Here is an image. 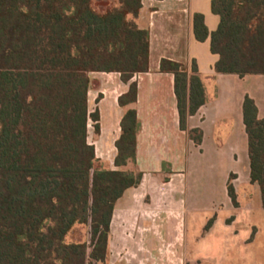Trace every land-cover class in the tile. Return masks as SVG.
I'll return each instance as SVG.
<instances>
[{"label": "trees", "instance_id": "1", "mask_svg": "<svg viewBox=\"0 0 264 264\" xmlns=\"http://www.w3.org/2000/svg\"><path fill=\"white\" fill-rule=\"evenodd\" d=\"M0 0V264H96L107 254L117 200L137 186L140 120L134 106L121 118L117 169L102 166L88 141L94 72H118L128 84L118 102L137 101L135 73L149 69V32L138 25L142 0ZM219 22L209 31L193 14L198 41L210 40L216 73L264 74V0H211ZM174 77L179 126L200 144L187 118L206 102L196 61L190 70L163 58ZM250 181L264 207V118L246 95L242 104ZM131 166V168H127ZM227 193L236 203L231 184ZM208 220L205 229L212 223ZM77 227L83 237L70 239Z\"/></svg>", "mask_w": 264, "mask_h": 264}, {"label": "crops", "instance_id": "2", "mask_svg": "<svg viewBox=\"0 0 264 264\" xmlns=\"http://www.w3.org/2000/svg\"><path fill=\"white\" fill-rule=\"evenodd\" d=\"M196 12L203 14L209 31L216 29L219 17L211 10V0H142L138 25L149 32V69L131 78L137 82L135 104L119 105V96L128 89L120 73H93L118 75V79L105 81L108 88H113L110 93L120 88L117 95L104 93L112 121L120 112L113 138L112 166L108 167L119 168L114 159L120 122L124 111L134 106L141 124L134 169L142 172L140 183L127 188L117 200L110 221L107 254L96 264H264V207L259 185L250 181L248 138L242 111L244 97L248 95L256 103L258 116L264 118V74L240 77L233 73H216L214 64L218 55L210 51L209 38L198 41L194 36L193 14ZM163 58L181 63L187 71L191 61H196L205 86L206 102L188 116L187 127L202 131L200 144L190 138L187 130L180 129L173 74L159 69ZM90 77L94 81L92 75ZM91 89L92 86L88 91V111L98 110L99 131L95 133L100 135L103 115L100 107L89 109ZM100 92L98 101L103 94ZM95 155L98 161L103 160L96 147ZM165 165L170 169L162 176ZM146 170L163 178L160 182L167 186L166 195L159 198L163 209L158 215L148 213L141 203L138 208L133 202H127L139 193L143 176L150 174ZM230 174L236 203L227 193ZM196 189L214 196L210 204L195 198ZM149 192L158 193L156 189ZM218 194L222 197L216 203ZM217 210L225 214L222 217L215 214L211 225L205 229L208 217L201 218V215ZM117 211L122 217L120 224L125 222L128 226L124 230L127 248L119 251L112 248ZM132 212H136L135 216L130 217ZM133 241L143 243L144 247L130 248ZM157 242H165L166 248L156 245Z\"/></svg>", "mask_w": 264, "mask_h": 264}, {"label": "rangeland", "instance_id": "3", "mask_svg": "<svg viewBox=\"0 0 264 264\" xmlns=\"http://www.w3.org/2000/svg\"><path fill=\"white\" fill-rule=\"evenodd\" d=\"M109 0H95V4L97 8L103 9L105 7V5ZM92 77L94 78V81L92 83V89L89 92V109L90 111H93L94 109L100 107L101 111H102V115L103 117L101 118V134L97 135L94 131V122L92 119H90L88 121V141L90 143H92L93 145H95L96 149H97V153L99 155V157L103 160H100L98 163H100L102 166L108 167V166H112V162L111 159L113 158L114 155V146H113V138L114 135L116 134V129H117V124H116V120L118 118V115L120 112H117L114 118V120L112 121L111 119V115L109 113V104L106 101V99L104 98V93L105 95H117V93L120 91V88H117L115 90V93L112 92H108L110 89L113 88H108L107 83L105 84V81L109 80V79H114L115 77L117 78V76L113 75H106V74H91ZM134 76V75H133ZM132 76V77H133ZM118 79V78H117ZM100 91L103 92L102 94V98L98 101L97 100V96L98 93H101ZM109 136V137H108ZM145 165V164H144ZM146 167V165L144 166V168ZM127 168H131V166L129 165V167ZM170 168L165 165L164 167V171L162 176L167 175L168 170ZM146 172H149L150 174H147L146 176H143V180L139 186V189L137 191H139V193H137L134 196H131L127 202H133L134 203V207H140V203L143 204L147 210L148 213H151V215L155 214L158 215L159 213L162 212V205L160 204L161 200L159 199L160 196H165L166 194V184L162 185L160 180H163L154 176L153 174H151V170H146ZM232 174H230L229 179L227 181V185L231 184L232 185ZM151 189H156V191H158V193L156 192V194H151ZM160 191L163 192V194H160ZM194 196L199 197L202 201V203H208L212 201L210 200L212 197L209 194L203 193L202 191H200V189H196L194 191ZM222 195L218 194L217 198H216V203L219 202V200L221 199ZM160 202V203H158ZM215 203V204H216ZM216 212V213H215ZM213 213H208V215L206 214H202V217H208V220L212 217H214V215L216 214L218 217H222L225 213L222 211H215ZM133 214L130 215V217L135 216L136 212H132ZM126 218H129V216H126ZM122 219V217H120V215L118 214V211L116 213V215L114 216V221H113V230H114V235L112 236V248L116 251L122 250L123 247L127 248V246H124V237H125V233L124 230L125 228H127L128 226L125 225V222L122 223V225L120 224V220ZM130 229H132V227H130ZM83 233H84V228L82 227H77L75 228V230L71 233L70 235V239L73 240H78L80 238L83 237ZM128 233V232H127ZM156 245L161 246L163 249L166 248L164 246V244H166L165 242H157L155 243ZM132 249H138L140 247V245H143V243L141 242H132L130 243Z\"/></svg>", "mask_w": 264, "mask_h": 264}]
</instances>
